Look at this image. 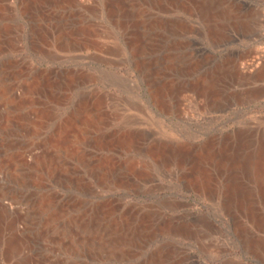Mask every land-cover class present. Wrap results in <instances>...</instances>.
I'll list each match as a JSON object with an SVG mask.
<instances>
[{
    "label": "bare ground",
    "instance_id": "bare-ground-1",
    "mask_svg": "<svg viewBox=\"0 0 264 264\" xmlns=\"http://www.w3.org/2000/svg\"><path fill=\"white\" fill-rule=\"evenodd\" d=\"M213 2L222 3L218 12L212 11ZM236 4L231 0H0V264H97L106 257L124 259L128 249L149 239L155 231L152 224L148 226L151 214L135 222V214L128 209L119 213L114 199L103 198L106 190L126 187L131 172L138 171L129 153L149 157L160 166L174 163L190 165L191 172L201 169L204 178L196 186L203 193L218 198L225 211L236 208L249 216L251 209V218L257 219L248 190L254 188L240 180L251 171L264 189V136L259 148L245 153L239 148L238 134L199 144L156 140L146 144L149 134L140 129L101 133L100 123L109 115L107 95L72 96L93 81L92 75L76 67H43L19 54L25 39L32 51L50 61L60 59V52L91 48L104 63L130 60L147 85L151 102L161 111L179 109L188 94L218 108L234 100L232 81L240 68L235 59L218 63L199 51L189 53L191 43L174 42L167 35L201 33L216 45L239 15ZM183 70L197 75L175 80ZM123 153L126 158L119 159ZM209 166L221 176L228 175L222 188H212L205 177ZM237 223L238 237L250 249L263 248V238H252L249 227ZM171 230L184 235L188 227L174 222ZM161 255L158 251L146 264H157Z\"/></svg>",
    "mask_w": 264,
    "mask_h": 264
},
{
    "label": "rangeland",
    "instance_id": "rangeland-1",
    "mask_svg": "<svg viewBox=\"0 0 264 264\" xmlns=\"http://www.w3.org/2000/svg\"><path fill=\"white\" fill-rule=\"evenodd\" d=\"M231 1L237 3L239 15L230 27H226L228 31L220 43L214 45L201 33L167 35L174 42L191 43V47L186 49L187 52L190 50L189 53L199 51L202 56L211 57L218 63L225 58L235 59L234 63L240 68L237 67L232 81L234 100L228 104L224 101L218 108H211L202 97L192 98L188 94L183 97L184 104L179 109L161 111L151 102L149 89L130 60L125 59L118 65L104 63L96 59L97 52L91 48L60 52V59L50 61L32 51L25 39L19 54L43 67H76L92 75L93 81L84 83L72 96L78 98L79 92L107 95L105 107L109 115L100 123L101 133L119 134L140 129L149 134L146 144L152 140L169 144H199L238 134L237 137L241 138L238 140L241 142L239 148L251 153L259 148L264 136V0ZM221 6L222 3L213 2L211 9L218 12ZM192 24L200 28L198 23ZM196 75L183 70L173 78L188 81ZM225 79L230 80L229 77ZM129 154L135 160L138 171L131 172L130 181H125L126 187H113L103 192L102 196L114 199L120 206L119 213L128 209L130 215L135 214V222L140 216L151 214L148 226L153 225L150 228L155 231L149 239L139 241L131 248L127 245L125 248L130 249L124 259L106 257L97 264H146V261L156 258L158 251L162 255L157 264H264V246L250 249L237 234V222H240L249 227L252 238L264 239V189H260L251 171V174L241 175L240 181L254 188L248 189L253 198V210L259 217L254 220L250 216L251 209L248 210L249 216H243L236 208L228 212L222 208L218 198L203 193L202 188L196 186L204 178L202 173L199 175L201 169H192L191 172L190 165L179 167L174 163L160 166L149 157L136 152ZM118 156L125 159L127 155ZM208 172L205 177H208L212 188H222L228 175H219L213 166H209ZM260 217H263L262 221ZM174 222L186 225L188 231L184 235L169 231Z\"/></svg>",
    "mask_w": 264,
    "mask_h": 264
}]
</instances>
